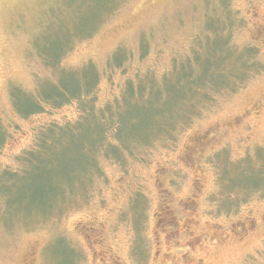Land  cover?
<instances>
[{
  "label": "rangeland",
  "instance_id": "rangeland-1",
  "mask_svg": "<svg viewBox=\"0 0 264 264\" xmlns=\"http://www.w3.org/2000/svg\"><path fill=\"white\" fill-rule=\"evenodd\" d=\"M225 41L255 52L243 80L171 136L121 164L105 158L102 109L146 143L150 113L170 112L173 85ZM60 86L75 98L24 115ZM52 123L73 134L48 167L53 182L97 171L91 157L100 170L58 210L6 185L0 264H264V0H0V175L19 171Z\"/></svg>",
  "mask_w": 264,
  "mask_h": 264
},
{
  "label": "trees",
  "instance_id": "trees-1",
  "mask_svg": "<svg viewBox=\"0 0 264 264\" xmlns=\"http://www.w3.org/2000/svg\"><path fill=\"white\" fill-rule=\"evenodd\" d=\"M226 46L228 47V41L223 42L222 47L212 52L206 59L200 60L196 58L195 69L191 65L192 71L184 73L177 86L173 85L175 91L180 92L181 100L175 103V106L168 113H162V111L157 115L150 113L146 143H144L143 139L140 143L139 138L131 139L123 134L120 115L117 112L114 114L110 105L102 109L100 113L102 117L98 119V124L103 126V123L108 120L106 125L112 126L113 130V134L110 135L111 137H104V142L106 139L110 141L106 144H101L103 146V153L106 156L105 158L121 164L124 161L125 152L133 155L135 148L153 144L156 137L164 134L171 136L173 131L177 129L176 122L181 121L185 125L189 124L197 113L198 105L201 106V104L209 102L212 94L217 93L215 91L226 90L228 87L236 85L238 81L243 80L253 66L251 60L255 57V52L249 48L243 53L235 55V52L228 51ZM57 92V94L42 95L40 96L41 100L31 96L33 99L29 103L32 110L26 112L27 114L25 113L24 115L39 114L45 111L42 101L45 103L51 102L50 104H54L55 106H61L74 97L67 93L64 86H60ZM124 97H122V101ZM142 99L140 98L139 101H142ZM152 100L148 99V101ZM168 100L171 99L166 98L163 102ZM81 106L84 107L86 104ZM87 119L86 117L83 121L85 122ZM56 124L52 123L48 128L44 129L37 138L35 146L23 154L19 171H4L0 175V191L8 187L6 185L10 183L11 187L9 188L11 190L16 186L15 191L19 194L21 193L20 199L35 202L39 205L36 209L40 211L56 207L57 204V210L62 209V207L68 204H66L67 197L72 195L79 194L80 198L87 196L94 185V177L100 170L97 159L91 157L90 160L98 167L97 171H91L89 168L86 170L87 172H84L82 179L74 176L69 179H59L57 177L56 181L53 182L50 174L47 172L48 167L53 164L54 158L57 156V150L62 146H66V144L69 145V142L66 143V141L73 135L71 132L72 127L66 126L68 128L61 129L62 127H58ZM4 138L3 133L0 145H4ZM117 143L119 145H116ZM258 170H261L262 173L260 174L264 180V168L261 167L260 169L258 167ZM89 171L91 175H88ZM83 182H85V186H83ZM18 195L15 197L16 199ZM134 202L136 205L135 210L139 215L143 200L134 199ZM224 206L227 205L225 204Z\"/></svg>",
  "mask_w": 264,
  "mask_h": 264
}]
</instances>
